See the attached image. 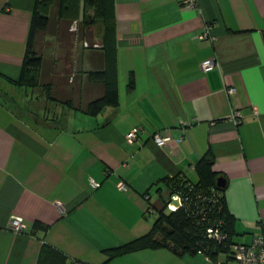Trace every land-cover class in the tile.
I'll use <instances>...</instances> for the list:
<instances>
[{
	"label": "crops",
	"instance_id": "obj_1",
	"mask_svg": "<svg viewBox=\"0 0 264 264\" xmlns=\"http://www.w3.org/2000/svg\"><path fill=\"white\" fill-rule=\"evenodd\" d=\"M111 3L105 69L119 102L89 113L104 90L87 77L104 66L102 49L79 43L69 81L49 60L43 82L69 92L66 102L19 85L36 0H0V264H214L204 251L167 246L112 255L150 231L170 198L163 179L197 182L207 154L226 179L234 241L264 232V0ZM208 24L214 39L201 38ZM213 56L220 65L205 71ZM135 126L142 131L131 144ZM155 133L171 140L160 146ZM13 215L24 217V232L10 228Z\"/></svg>",
	"mask_w": 264,
	"mask_h": 264
},
{
	"label": "trees",
	"instance_id": "obj_2",
	"mask_svg": "<svg viewBox=\"0 0 264 264\" xmlns=\"http://www.w3.org/2000/svg\"><path fill=\"white\" fill-rule=\"evenodd\" d=\"M54 6L57 7V22L62 21L67 25V28H70L73 23L80 25L81 39L79 42L83 43L85 47L93 48L89 45L86 36H94V28L102 23L103 35L96 46L103 51L104 66L89 71L87 77L90 82L101 84L104 90L101 97L90 101L84 109L89 113H96L104 106L117 105L119 102L118 82L116 78L110 77L109 70L105 69L106 51L109 50L111 44L113 46L115 30L111 0H36L28 49L17 83L24 87L41 86L49 98L55 99L52 94V83L46 80L43 82L49 74L46 67L50 61L46 60L44 53L36 47L37 36L52 26ZM56 35L57 32L54 31L52 37ZM67 64L69 66L71 62L67 61ZM72 76L74 75L72 74ZM129 87H135L133 74L130 77ZM62 94L66 100L71 99L69 92ZM196 170L199 177L197 182H191L180 176L163 179V182L170 188V198L159 210L158 217L150 231L127 243L124 247L116 249L112 255L142 248L167 246L177 254H194L204 251L212 258H216L224 244L209 237L207 230L210 225L218 223L229 234L230 240L236 242L233 239L235 218L227 205L226 185L218 186L217 184L219 174L213 170V157L210 154L205 155L197 163ZM173 194H179L182 198V205L177 209L168 207V201ZM51 253L54 260L58 259L62 262L65 259V255L58 250H51Z\"/></svg>",
	"mask_w": 264,
	"mask_h": 264
},
{
	"label": "built area",
	"instance_id": "obj_3",
	"mask_svg": "<svg viewBox=\"0 0 264 264\" xmlns=\"http://www.w3.org/2000/svg\"><path fill=\"white\" fill-rule=\"evenodd\" d=\"M189 6H194L198 3V0H186ZM201 38L214 39L210 34V25L204 33H202ZM203 69L205 71L211 70L220 65L217 57H210L203 61ZM236 90L235 87H230L228 92L233 93ZM241 113L236 112L237 121L241 120ZM142 127H133L126 136L127 142L133 144L136 142ZM155 142L158 145H164L171 140L170 135H163L161 133H155L153 135ZM100 182L93 181L94 187L100 186ZM118 188L126 190L128 185L125 181H119L117 183ZM175 201H180L179 205ZM182 205V198L179 194H173L171 199L168 201V207L170 209H177ZM10 228L17 232L22 233L27 227V222L22 215H13L9 221ZM208 236L216 240L219 243L224 244L222 250H220L216 258H212L214 264H264V232L256 235L250 243L233 242L230 240L229 234L223 230L220 223L215 225H210L207 230ZM72 264H85L80 262H72Z\"/></svg>",
	"mask_w": 264,
	"mask_h": 264
},
{
	"label": "rangeland",
	"instance_id": "obj_4",
	"mask_svg": "<svg viewBox=\"0 0 264 264\" xmlns=\"http://www.w3.org/2000/svg\"><path fill=\"white\" fill-rule=\"evenodd\" d=\"M56 11H57V7L54 6L53 14H52L53 16L52 26L49 30L45 32H41L37 36L36 47L38 50L43 52L44 55L48 57L50 61H53L57 64L56 67L60 69L59 70L61 71L60 75H62L60 79H62V82H64V81H69L72 78V74L75 72L71 64H69L68 66L67 61L71 62L72 60H74V54L77 51V45L80 43L79 41L81 39L80 38L81 33L79 31L80 25L78 23L77 24L73 23L70 26V28H67V25L64 24L62 21L57 22ZM54 31L57 32V35L55 37H52L54 36ZM101 32L102 29L100 25H97V33H101ZM86 38L89 40L88 43L91 47L101 49L96 46L100 40L96 39L95 36H91V37L86 36ZM52 92H53L52 93L53 96L58 100H62V101L66 100L63 94L61 93L57 94L54 89L52 90Z\"/></svg>",
	"mask_w": 264,
	"mask_h": 264
},
{
	"label": "water",
	"instance_id": "obj_5",
	"mask_svg": "<svg viewBox=\"0 0 264 264\" xmlns=\"http://www.w3.org/2000/svg\"><path fill=\"white\" fill-rule=\"evenodd\" d=\"M218 186H225L226 185V179L224 177H219L217 180ZM177 205H179L180 201H175Z\"/></svg>",
	"mask_w": 264,
	"mask_h": 264
}]
</instances>
